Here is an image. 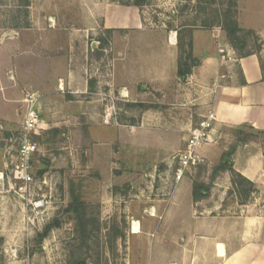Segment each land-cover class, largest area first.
<instances>
[{"label":"crops","instance_id":"1","mask_svg":"<svg viewBox=\"0 0 264 264\" xmlns=\"http://www.w3.org/2000/svg\"><path fill=\"white\" fill-rule=\"evenodd\" d=\"M250 1H237L238 22L260 34L263 26L252 18L256 10ZM30 2L32 26L9 33L0 28V136L6 141L19 131L21 101L28 90L43 97L42 131L49 128L41 113L46 106L79 114L88 141L81 142L80 164L87 171L96 170L107 187L129 184L133 190L128 201L119 193L106 197L113 201V212L122 211L129 218V264H264L260 56L254 52L239 57L222 25L152 26L136 4ZM185 28L191 29L184 32ZM90 32L99 41L109 34L111 52L99 65L104 71L108 63L109 77L102 75L105 83L95 90L87 80L80 87L73 82V42L88 39ZM183 34L198 61L186 79L179 75ZM82 52L88 56V49ZM77 94L80 99L73 100ZM131 104H141V111L129 112ZM209 111L215 112L216 121L199 148L205 163L175 184L174 158ZM126 114L129 122L121 123ZM222 163L254 184L247 200L232 192L231 170L212 176ZM195 181L210 185L206 197L194 199ZM134 221L140 224L139 232L132 230Z\"/></svg>","mask_w":264,"mask_h":264},{"label":"rangeland","instance_id":"2","mask_svg":"<svg viewBox=\"0 0 264 264\" xmlns=\"http://www.w3.org/2000/svg\"><path fill=\"white\" fill-rule=\"evenodd\" d=\"M30 1L0 0L2 33L32 26L31 9L28 8ZM118 1L139 4L146 22L159 27L222 25L228 9L227 0ZM250 3L256 10L252 18L263 29L260 34L251 30L249 46L264 64V0H251ZM91 33L88 39L73 42V59L77 69L73 82L80 87L87 80L89 88L95 90L98 84L105 83L102 75L109 77L108 63L104 71L103 65H99L111 52L109 34L99 41ZM183 37L186 48V35L183 34ZM84 48L85 51L88 49L87 57L82 54ZM28 92L37 93L40 100L43 98L40 92L31 90L25 92L24 98ZM80 96L74 95L73 100L80 99ZM23 99L20 113L24 119L26 109ZM127 106L131 113L138 114L142 109L141 104ZM41 113L49 128L39 130L32 137L41 145L44 154L34 156L32 171L36 186L31 194L23 198L14 189L7 168V143L5 137L0 136V158L2 156L5 162V166L0 162V264H129V218L122 211L113 212V201L106 197L113 192L122 194L125 200L133 190L129 184L107 187L96 170L87 171L80 164L81 142L86 141V136L83 134L85 121L79 114L71 115L69 109L59 107L54 110L49 106L42 108ZM127 115L120 119L121 123L129 122ZM98 149L96 146L95 150ZM99 162L104 164L103 159ZM122 203L118 204L123 206Z\"/></svg>","mask_w":264,"mask_h":264},{"label":"built area","instance_id":"3","mask_svg":"<svg viewBox=\"0 0 264 264\" xmlns=\"http://www.w3.org/2000/svg\"><path fill=\"white\" fill-rule=\"evenodd\" d=\"M224 50H222L223 52ZM37 93L28 92L23 99L26 109L22 127L15 135L6 140V149L9 155L7 168L14 182L15 191L23 198L32 193L35 188V175L32 171V162L36 154H44L41 145L34 140L32 134H37L41 128V114ZM116 119L117 109H114ZM105 117V122H109ZM216 121L214 111L201 117L193 128L186 146L175 156L174 183L178 184L193 168L205 163V158L200 155L199 148L209 139V133Z\"/></svg>","mask_w":264,"mask_h":264},{"label":"trees","instance_id":"4","mask_svg":"<svg viewBox=\"0 0 264 264\" xmlns=\"http://www.w3.org/2000/svg\"><path fill=\"white\" fill-rule=\"evenodd\" d=\"M228 9L224 14L222 25L230 43L237 52L239 57H246L254 53L250 49L249 41L251 30L245 29L240 26L237 19V0H227ZM139 5V4H136ZM191 41L187 43L186 48H184L183 43L180 41L181 55L179 60V75L186 79L192 72L193 66L197 64L198 61L192 58L191 55ZM222 170H231L234 176V190L241 199H245L250 196L252 192L255 191L254 184L247 178L242 176L240 173L236 172L232 165L227 163H222L214 169L213 177ZM210 193V185L204 182L195 181L193 185V195L195 200L202 199ZM119 238V235H117Z\"/></svg>","mask_w":264,"mask_h":264},{"label":"bare ground","instance_id":"5","mask_svg":"<svg viewBox=\"0 0 264 264\" xmlns=\"http://www.w3.org/2000/svg\"><path fill=\"white\" fill-rule=\"evenodd\" d=\"M139 225H140L139 222L134 221V223H133V229H132L133 232H139L140 231V226Z\"/></svg>","mask_w":264,"mask_h":264},{"label":"water","instance_id":"6","mask_svg":"<svg viewBox=\"0 0 264 264\" xmlns=\"http://www.w3.org/2000/svg\"><path fill=\"white\" fill-rule=\"evenodd\" d=\"M225 161H229V159L227 158V159H225Z\"/></svg>","mask_w":264,"mask_h":264}]
</instances>
